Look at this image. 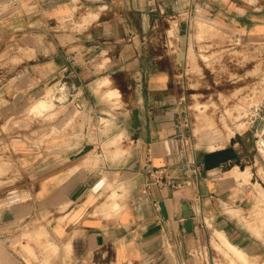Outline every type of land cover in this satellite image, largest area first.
I'll return each mask as SVG.
<instances>
[{
    "label": "crops",
    "instance_id": "0c3cea01",
    "mask_svg": "<svg viewBox=\"0 0 264 264\" xmlns=\"http://www.w3.org/2000/svg\"><path fill=\"white\" fill-rule=\"evenodd\" d=\"M196 13L264 43V7L241 0H0V172L23 177L0 187V264H220L213 249L246 264L218 233L264 264L235 217L253 205L226 175L236 151L195 149L178 125ZM82 113L114 127L87 132ZM189 161L201 171L185 186L157 185L155 171L178 179Z\"/></svg>",
    "mask_w": 264,
    "mask_h": 264
},
{
    "label": "rangeland",
    "instance_id": "374dc122",
    "mask_svg": "<svg viewBox=\"0 0 264 264\" xmlns=\"http://www.w3.org/2000/svg\"><path fill=\"white\" fill-rule=\"evenodd\" d=\"M241 1L257 9L264 7V0ZM73 16L72 14L71 17ZM95 18L96 16L87 13L82 16L81 24H88ZM187 21L189 50L179 74L183 86V115L189 121L187 138L195 149H207L208 146L211 151H236V159L232 163L239 164L241 169L229 163L233 168L226 175L233 176L241 188L248 190L253 205L237 212L235 217L244 230L250 231L259 242L264 243V147H259L256 143L257 137L264 135V43H243L236 31L209 21L199 13L192 14ZM118 95L120 96L119 91L109 93V97ZM51 108L49 106L45 110ZM35 109L44 110L37 107ZM81 118L82 128L87 132L96 128L105 134L114 127L104 119L101 121H105V124H98L88 114L82 113ZM85 158L86 165H96L95 158L101 162L110 157L103 153ZM0 175L3 177V182H0L2 190L10 189L17 182L19 185L23 181L21 173L16 169L12 173L1 171ZM112 196L117 197L115 191ZM256 216L260 218L257 219ZM220 238L225 255H234L222 244L223 239ZM167 254L170 253L164 255ZM210 256H215V263L230 264L215 249L210 251ZM234 257L247 264L239 256ZM163 258L164 256H160L157 259Z\"/></svg>",
    "mask_w": 264,
    "mask_h": 264
},
{
    "label": "built area",
    "instance_id": "2783aa9c",
    "mask_svg": "<svg viewBox=\"0 0 264 264\" xmlns=\"http://www.w3.org/2000/svg\"><path fill=\"white\" fill-rule=\"evenodd\" d=\"M184 114V108L180 111V113L178 114L177 120H178V125L183 129L184 134L182 135V138L184 140V142L189 145V138H187L186 135V129H188L189 127V121L188 119L183 115ZM256 143L259 147H263V140L261 139L260 136L257 137ZM200 169L199 167L194 163V161H189L187 163V165L185 166V170L183 172V177L176 179V177H172L171 175H169V173L165 172L164 169L163 170H157L155 171L154 174V179L155 182L157 183V185L159 186H168L173 190H177L182 188L183 186L186 185L187 183V179L193 177V176H197L200 174ZM150 173V175H153ZM204 257V259H203ZM202 259L208 263V258H207V253H203L202 254Z\"/></svg>",
    "mask_w": 264,
    "mask_h": 264
},
{
    "label": "bare ground",
    "instance_id": "6f19581e",
    "mask_svg": "<svg viewBox=\"0 0 264 264\" xmlns=\"http://www.w3.org/2000/svg\"><path fill=\"white\" fill-rule=\"evenodd\" d=\"M60 98V97H59ZM61 99V98H60ZM37 106V108H40V109H46V108H48L49 106H51V104L49 105L48 104V102L47 103H43V102H38V104H36ZM35 107V108H36ZM261 139L263 140V142H264V135L262 134L261 135ZM263 147H264V144H263ZM262 147V148H263ZM232 164H234L236 167H238L239 169H241L240 168V166H239V164H237V163H235V162H233ZM230 211V210H229ZM232 212V211H231ZM237 212V211H236ZM233 214V213H232ZM220 235V237L222 236L220 233H218V236ZM219 237V238H220ZM223 240H222V244H224V246H226L228 249H230V251H232L233 252V254H234V256H239V259H241L242 261H244V262H248L247 260H246V255H245V253L241 250V249H239V248H237V247H235L234 245H232L224 236H222L221 237ZM220 238V239H221ZM221 241V240H220ZM221 243V242H220ZM219 247V246H218ZM253 264V263H252Z\"/></svg>",
    "mask_w": 264,
    "mask_h": 264
}]
</instances>
